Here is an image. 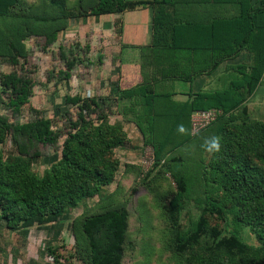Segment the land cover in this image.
I'll use <instances>...</instances> for the list:
<instances>
[{"label": "trees", "instance_id": "16d2710c", "mask_svg": "<svg viewBox=\"0 0 264 264\" xmlns=\"http://www.w3.org/2000/svg\"><path fill=\"white\" fill-rule=\"evenodd\" d=\"M175 1L98 0L88 15L78 16L77 21L115 15V30L120 33L123 12L139 6H152L155 9L153 48L157 50L154 51L161 56H170L175 50L190 48L177 44L185 27L183 24H189V21L176 18L174 12L179 4ZM236 1L239 2L238 13L217 21L224 22V40L239 41L238 45L230 44L224 51H215L221 56L219 59L228 58L249 44L251 60L233 66L237 75L225 88L198 93L186 102L174 101L171 94L158 93L147 86L130 90L119 87L115 98L83 96L81 92L66 94L65 103L74 107L75 115L70 114L62 139L58 140V135L49 130L50 119L39 121V143L55 141L61 147V158L42 177L29 173L21 161L3 163L0 154V220L5 223V228H43L47 222L57 219L66 207L75 206L97 194L102 185L109 183L111 171L100 168L99 164L108 149L120 145L122 140L114 137L116 125L106 120L111 115H120L137 125L144 145L152 148L154 166L162 167L176 184V193L168 209L169 218L176 228L174 250L186 252L199 242L206 231L208 222L202 214L189 230H180V213L185 202L191 201L223 219L231 214L233 223L247 225L261 244L260 257L256 253L257 260L251 259L248 246L237 235L221 237V233L214 230V249L242 257L241 264H264V122L250 120L246 105L264 83V0L257 7L250 0ZM0 16L45 22L58 20L32 17L24 8L9 6L0 12ZM66 24L71 25L68 21ZM215 27L216 23L209 26L212 30ZM18 64L15 61L13 72L0 77V87L10 90L1 109L13 112L30 106L33 97L34 79L28 72L21 77ZM79 64L77 59L65 61L67 72L57 84L69 81L72 77L70 72ZM218 64L215 63L214 68ZM209 109L220 110L221 114L207 128L193 134V113ZM180 125L186 129L184 133L179 131ZM34 127L31 122L8 123L0 115V128L3 130L0 132V145H5L2 133L9 134L15 151L20 155L26 154V149L36 144ZM213 136L220 137L221 150L210 154L212 157L208 161V152L204 151L203 145ZM100 144L101 147L98 146ZM40 156L41 153L35 151L30 158ZM226 200H230L232 206L226 207ZM81 229L89 244L91 264H120L127 231L125 209H111L89 216L82 222ZM66 261V264H72L71 260ZM54 264L62 263L56 257Z\"/></svg>", "mask_w": 264, "mask_h": 264}, {"label": "rangeland", "instance_id": "374dc122", "mask_svg": "<svg viewBox=\"0 0 264 264\" xmlns=\"http://www.w3.org/2000/svg\"><path fill=\"white\" fill-rule=\"evenodd\" d=\"M97 3L98 0H0V12L9 6L24 8L32 17L58 19L45 22L0 16V77L12 73L17 61L21 77L28 72L34 79L31 105L22 111L1 109L10 90L0 87V115L11 124L34 123L36 141L35 146L26 149V154L20 155L10 135L2 133L5 141V145H0L3 163L21 161L29 173L42 177L61 158V147L55 141L39 143V121L50 119L49 130L58 135V140L62 139L70 114L75 115L74 107L66 105L64 96L83 93L85 85L80 79L84 74L93 76L95 64L105 56L101 37L93 24L74 26L77 17L88 15ZM66 21L71 25L66 26ZM72 59L80 64L70 72L69 81L58 85V79L67 72L65 61ZM260 95L264 99V83ZM248 116L252 121L264 122L261 107L249 110ZM106 121L116 125L114 137L122 140L120 145L108 149L99 164L100 168L111 171L112 180L102 185L97 194L66 207L57 219L47 222L43 228L8 230L1 221L0 264H54L56 257L62 264H66V260H71L72 264H91L89 244L81 224L85 218L111 209L127 212L120 264H241L242 257L213 248L214 230L219 231L221 237L237 235L248 246L251 259L257 260L256 253L260 257L261 244L247 225H235L231 214L223 219L191 201L185 202L180 213V230H189L202 214L208 222L206 231L186 252H176V228L168 210L176 193L174 180L162 167L154 166L152 148L144 145L138 129L116 115ZM35 151L41 156L30 158ZM211 157L209 153L206 155L208 161ZM225 206H232V202L226 200Z\"/></svg>", "mask_w": 264, "mask_h": 264}, {"label": "crops", "instance_id": "0c3cea01", "mask_svg": "<svg viewBox=\"0 0 264 264\" xmlns=\"http://www.w3.org/2000/svg\"><path fill=\"white\" fill-rule=\"evenodd\" d=\"M250 1L257 7L261 5L262 0ZM175 2L179 4L174 12L176 18L189 21V24H183L185 27L177 44L190 48L175 50L170 56L156 54L157 50L153 48L152 24L155 9L152 6H139L123 12L120 33L115 30V15H101L76 22L74 26L78 27L93 24L97 35L101 37L105 54L95 64L94 75L84 74L80 79L85 85L82 90L83 96L115 98L119 87L121 90H130L147 86L158 93L171 94L174 101L186 102L192 100L198 93L214 92L230 84L232 78L237 75V70L233 66L251 60L247 47L249 44H245L237 55L219 59L221 56L215 49L224 51L230 44L238 45L239 41H225L224 22L217 19L238 13L239 2L236 0ZM214 23L217 27L212 30L209 26ZM217 62L219 64L214 68ZM262 86L246 102L248 110H258L260 107L264 110V99H261L260 95ZM116 116L120 120H125L120 115ZM126 122L130 123V127L132 124L133 128L138 129L134 122ZM139 134L142 138L140 131Z\"/></svg>", "mask_w": 264, "mask_h": 264}, {"label": "built area", "instance_id": "2783aa9c", "mask_svg": "<svg viewBox=\"0 0 264 264\" xmlns=\"http://www.w3.org/2000/svg\"><path fill=\"white\" fill-rule=\"evenodd\" d=\"M220 114L221 111L217 109L195 111L191 118L192 133L207 128Z\"/></svg>", "mask_w": 264, "mask_h": 264}, {"label": "clouds", "instance_id": "9594fccd", "mask_svg": "<svg viewBox=\"0 0 264 264\" xmlns=\"http://www.w3.org/2000/svg\"><path fill=\"white\" fill-rule=\"evenodd\" d=\"M178 129L181 133H184L186 129L183 125L178 126ZM204 151L208 152L209 154H217L221 150V140L218 136H213L210 139L205 141L203 145Z\"/></svg>", "mask_w": 264, "mask_h": 264}]
</instances>
